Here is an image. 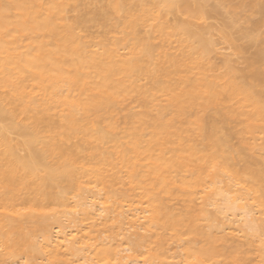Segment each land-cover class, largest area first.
<instances>
[{"label":"rangeland","instance_id":"1","mask_svg":"<svg viewBox=\"0 0 264 264\" xmlns=\"http://www.w3.org/2000/svg\"><path fill=\"white\" fill-rule=\"evenodd\" d=\"M150 1L56 0L63 5L56 22L61 28L72 27L76 42L87 56L99 57L112 50L121 59H128L132 57L131 45L123 44L122 40L129 33L125 26L129 15L126 11H115L112 5L129 3L132 12L138 15L143 11V3ZM47 2L42 0L40 4L43 15ZM206 9L210 15L202 19L188 18L182 12L170 14L165 20L166 27L170 30L189 21L194 30H205L204 35L213 47L203 61V65L210 67L209 75H222L228 66L237 72L248 71L249 60L264 48V15L261 12L264 0H208ZM158 24L159 20L149 21L136 28L137 37L153 46L156 67L165 60L183 59L192 54L185 36L161 32L157 30ZM250 30H254L255 44L245 35ZM40 37L50 39L48 32ZM37 38V33H14L10 40L15 42L19 52H26L36 47ZM143 61L147 58L143 57ZM16 82L21 85L20 91L0 84V103L4 109L0 127L5 130V136L21 157H28L26 141L32 135L40 133L46 141L35 142L34 147L41 151L48 150L50 142L47 141L52 140L73 156L77 182L74 185L63 182L44 195L33 187L9 190L0 186V264H187L190 261L187 248L204 243V238L187 233L186 228L179 234L173 225L190 217H199L205 228L213 227V233L219 238L227 236L226 243L221 238L223 243L219 241L218 246L239 247L248 254L249 264H264V207L249 179L235 173L246 165L264 172V115L254 120L256 130L253 131L247 129L249 120L245 116L230 117L225 110L215 107L201 112L208 126H216L219 135L230 140L229 163L234 171L224 169L214 181L209 179L202 187L184 194L176 188L162 190L147 159L142 158V165L137 166L136 179L130 175L131 166L120 165L123 149L132 142L129 120L135 114L147 115L148 119H156L161 113L172 117L169 94L157 91L148 102L139 94L127 95L120 98L114 111L95 116L86 112L83 105L89 101L96 80H89L80 87H72L67 80H62L55 88L51 83L41 84L30 75L20 74ZM140 83L144 87L154 86L152 75L142 73ZM226 105L235 104L227 101ZM25 106L36 109L23 110ZM70 116L79 124L87 125L93 135L86 137L70 128L67 120ZM106 120L114 124V140H99L95 136L99 129L106 127ZM134 120L139 123L138 118ZM191 120V123H187V118L183 120L184 126L190 129L189 142L185 143L195 154L186 160L185 170L175 168L167 173L177 185L201 156L211 153L208 142L199 133L196 118L192 116ZM139 133L143 146L149 142L155 146L149 129L140 128ZM180 144L174 137L169 146ZM4 148L0 142V150ZM96 151L108 152L114 163L102 161L95 156ZM60 162L61 156L50 152L47 164L58 167ZM158 191L156 203L165 210L159 216L152 197ZM224 195L235 202V209L218 213L217 208L228 202ZM211 199L215 205L206 204ZM98 208L104 211L96 212ZM204 209L213 213L214 218L202 217L200 210ZM156 217L159 222L154 224ZM236 219L240 224L248 221L255 231L247 225L242 232L232 233L227 225ZM65 232L78 242L76 247L83 246L85 250L75 253L66 247H56L57 237ZM107 248L113 254L102 256L101 252ZM153 254L151 263L149 256ZM86 257H93L94 261H87ZM204 264L230 262L217 257Z\"/></svg>","mask_w":264,"mask_h":264},{"label":"bare ground","instance_id":"2","mask_svg":"<svg viewBox=\"0 0 264 264\" xmlns=\"http://www.w3.org/2000/svg\"><path fill=\"white\" fill-rule=\"evenodd\" d=\"M41 1L0 0V84L13 86L15 90L20 91L21 85L16 82L20 74L30 75L41 84L51 83L55 88L62 80H67L72 87H80L89 80H96V87L89 101L83 105L86 112H92L95 116L114 111L120 98L124 96L139 94L145 102H148L155 92H166L171 99L173 116L169 118L161 113L156 119H148L147 115L135 114L128 123L131 146L123 149L120 165L131 166L130 175L136 179L137 166L142 165L140 163L142 158L147 159L150 171L162 190L173 191L176 188L184 194H190L193 189L202 187L209 179L214 181L213 179L219 177L224 169L233 170L229 163L230 140L221 137L216 126H208L204 118H201V112L215 107L225 110L230 117L245 116L249 120L247 129L256 130L254 120L264 115V48H260L249 60L248 71L237 72L232 66H228L224 74L211 76L208 74L210 67L203 65L205 57L213 50L212 43L204 35L205 30H194L189 21L176 25L170 30L165 24L168 15L178 12H182L188 18L202 19L209 16L210 12L206 9L208 0H151L143 3V11L138 15L132 12V5L129 3L116 2L112 5L115 11H126L129 15V19L125 22L129 33L122 43L131 45L132 57L121 59L112 50H107L99 57H89L76 42L77 38L72 27L61 28L56 22V17L63 11V5L56 0H48L46 13L43 15L40 11ZM261 12L264 15V10ZM158 20L160 24L156 26L157 30L185 36L186 46L192 49V54H188L183 59L165 60L162 65L156 67L153 46L137 37L136 28L149 21ZM255 26H258V23ZM44 32L49 33L50 39L40 37ZM14 33H37L36 47L26 52H19L15 42L10 40ZM253 33L254 30H250L245 32V35L255 44ZM143 57H146L147 61H143ZM144 72L152 75L154 86L141 85L140 76ZM227 101H233L235 105L229 107L226 105ZM35 109V106L23 107V110ZM3 111L0 103V119H3ZM192 116L196 118L199 133L208 142L211 153L201 156L190 173L181 177L180 185H177L167 173L175 168L185 170L188 166L186 160L191 159L195 154L185 143L189 142L190 129L183 123L185 118L187 123H191ZM134 118H138V124ZM67 120L69 127L83 136L93 135L87 125L79 124L74 117L70 116ZM113 128V122L106 120V127L98 130L95 134L96 138L114 140ZM140 128L149 129L155 146L150 142L143 146ZM174 137L181 142L178 147L169 146ZM39 141L46 142L40 133L32 135L26 141L29 145L28 157H21L11 145L10 139L5 136V130L0 127V142L5 145L4 150H0V186L3 185L9 190L33 187L44 195L49 189L63 182H68L70 185L77 182L73 156L52 140L47 141L50 142L48 150H38L34 144ZM49 151L61 156L58 167L47 164ZM95 156L100 157L102 161L114 163L112 155L108 152L96 151ZM235 173L249 179L258 194L260 204L264 207V172L258 167L246 165L242 171ZM159 194L160 191L152 194L157 216L165 213L163 207L156 203ZM224 197L228 202L223 207L217 208L218 213L235 209V202L231 201L228 195ZM93 204L91 202V206ZM206 204L216 203L211 199ZM95 211L102 213L104 210L98 208ZM200 213L207 219L214 218V214L208 213L205 209L200 210ZM158 222L156 217L153 223ZM247 225L255 231L251 223L245 221L240 224L238 219L233 220L227 227L232 233H240ZM225 226L224 224V230ZM183 228H186L189 234L204 238V243L187 248V256L190 260L187 264H204L207 260L217 257L225 258L230 264H249V258L246 256L248 254L239 247L228 249L219 245L220 248L219 241L221 243L224 239L223 242L226 243L227 236L219 238L213 233V227L205 228L201 225L199 217H190L183 223L178 222L173 225V229L179 234ZM55 243L56 247H66L75 250V253L85 250L83 246L76 247L78 242L73 241L66 232L59 235ZM101 254L111 255L113 252L107 248ZM154 257V254L149 256L151 263ZM87 261L94 259L88 257Z\"/></svg>","mask_w":264,"mask_h":264}]
</instances>
